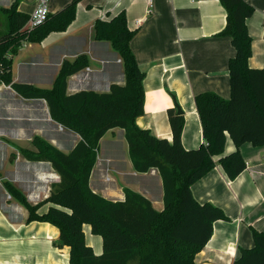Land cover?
I'll list each match as a JSON object with an SVG mask.
<instances>
[{
	"label": "crops",
	"instance_id": "0c3cea01",
	"mask_svg": "<svg viewBox=\"0 0 264 264\" xmlns=\"http://www.w3.org/2000/svg\"><path fill=\"white\" fill-rule=\"evenodd\" d=\"M16 1L0 0V36L8 30L1 10ZM38 1L20 0L19 11L31 16ZM71 1L49 0L51 14ZM150 1L153 7L148 13ZM245 1L255 9L247 20L253 39L249 64L264 69V0ZM122 12L129 28L137 32L131 48L146 74L144 115L138 118V126L172 142L169 110L177 113V102L185 118L183 145L187 150L199 149L206 141L196 95L214 92L226 100L231 98L229 61L235 48L230 37L219 35L227 25V11L220 0H83L67 31L52 33L42 43L22 45L12 58L14 81L52 89L64 63L84 56L88 67L68 78L69 95L105 93L114 84L124 85L121 56L110 42L97 41L94 31L98 20L109 21ZM61 126L51 117L45 100L25 99L0 81V264H70L71 249L57 245L60 230L49 223L28 222L27 208L4 185L13 184L33 205L49 198L61 182L60 175L51 163L27 160L23 150L36 151L33 141L39 137L63 153H71L81 137ZM109 135L112 145L105 156L100 143L91 177L93 191L111 201H124V190L130 188L163 211L164 187L158 170L136 172L129 146L123 148L125 153L117 147L126 140L125 131L114 129L104 138ZM236 149L228 135L225 152L215 157L216 167L191 187L199 203H211L228 217L214 224L212 238L197 255L196 264H233L241 249L255 246L253 232H264V146L245 143L241 147L247 168L231 180L219 161ZM50 207L52 204H45L39 213H47ZM84 233L95 255L101 256L102 237L94 235L90 225L84 226Z\"/></svg>",
	"mask_w": 264,
	"mask_h": 264
},
{
	"label": "trees",
	"instance_id": "16d2710c",
	"mask_svg": "<svg viewBox=\"0 0 264 264\" xmlns=\"http://www.w3.org/2000/svg\"><path fill=\"white\" fill-rule=\"evenodd\" d=\"M82 1L72 0L31 30L26 28L30 16L19 11L20 0L1 10L8 30L0 36V81L25 99L45 100L53 120L81 137L69 154L39 137L33 141L36 151L23 150L27 160L51 163L61 177L44 202L33 205L13 184L4 185L27 208L28 222L49 223L60 230L57 245L71 249L70 264H196L197 255L212 238L214 224L228 217L211 203H199L192 185L216 167L215 157L225 152L228 135L237 149L221 158L219 165L231 180L247 168L241 147L245 143L264 146V69H253L249 64L253 39L247 20L255 9L245 0H220L227 11V25L219 35L230 37L235 48V56L229 61L231 98L226 100L214 92L196 95L206 144L187 150L182 141L185 118L174 109L169 110L172 142L137 124L144 115L146 74L132 51L137 32L129 28L125 12L109 21L98 20L94 27L95 39L110 42L121 56L124 85L114 84L105 93L81 91L69 95L68 78L88 67L84 56L64 63L52 89L14 81L12 58L22 45L42 43L52 33L67 31ZM114 129L125 131L136 172L156 169L160 173L163 211H157L150 200L130 188L124 190V201H111L93 191L91 177L101 140ZM45 204L52 207L40 214ZM85 225L102 237L101 256L87 244ZM253 236L255 246L241 249L233 264H264V232L254 231Z\"/></svg>",
	"mask_w": 264,
	"mask_h": 264
},
{
	"label": "built area",
	"instance_id": "2783aa9c",
	"mask_svg": "<svg viewBox=\"0 0 264 264\" xmlns=\"http://www.w3.org/2000/svg\"><path fill=\"white\" fill-rule=\"evenodd\" d=\"M49 0H39L37 7L35 9V11L31 14L30 19L28 21L27 24V29H33L37 26L42 25L43 23H45L51 12H50V6H49ZM152 7H153V2L150 1V11H148V13L152 12ZM61 129H64L63 126H61Z\"/></svg>",
	"mask_w": 264,
	"mask_h": 264
},
{
	"label": "rangeland",
	"instance_id": "374dc122",
	"mask_svg": "<svg viewBox=\"0 0 264 264\" xmlns=\"http://www.w3.org/2000/svg\"><path fill=\"white\" fill-rule=\"evenodd\" d=\"M26 15H28L29 13L28 12H25ZM1 16L6 20V17L4 15H2L1 13ZM111 135L107 136L106 138H104L101 142V153L102 155L105 156V154L107 155L108 154V149L110 148V145H112L111 143V138H110ZM117 143V142H116ZM117 147H119V149L121 148L122 151L124 152V149L123 148H128V145H127V142L125 139H123L122 142L118 143L117 144ZM120 149V150H121ZM125 153V152H124ZM100 238V237H99Z\"/></svg>",
	"mask_w": 264,
	"mask_h": 264
},
{
	"label": "water",
	"instance_id": "95a60500",
	"mask_svg": "<svg viewBox=\"0 0 264 264\" xmlns=\"http://www.w3.org/2000/svg\"><path fill=\"white\" fill-rule=\"evenodd\" d=\"M175 107L177 108V115H183L184 111L177 102H175Z\"/></svg>",
	"mask_w": 264,
	"mask_h": 264
},
{
	"label": "bare ground",
	"instance_id": "6f19581e",
	"mask_svg": "<svg viewBox=\"0 0 264 264\" xmlns=\"http://www.w3.org/2000/svg\"><path fill=\"white\" fill-rule=\"evenodd\" d=\"M18 131V130H17ZM56 142V141H55Z\"/></svg>",
	"mask_w": 264,
	"mask_h": 264
}]
</instances>
